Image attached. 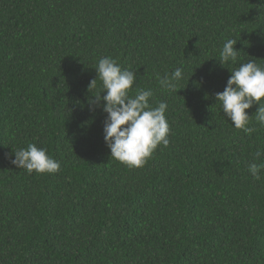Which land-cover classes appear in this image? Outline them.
I'll return each instance as SVG.
<instances>
[{
  "label": "trees",
  "instance_id": "1",
  "mask_svg": "<svg viewBox=\"0 0 264 264\" xmlns=\"http://www.w3.org/2000/svg\"><path fill=\"white\" fill-rule=\"evenodd\" d=\"M105 56L168 105L169 145L139 168L110 158L89 110ZM250 58L264 65V0H0V264H264L258 105L246 134L215 99ZM178 67L169 92L158 77ZM30 143L59 171L12 165Z\"/></svg>",
  "mask_w": 264,
  "mask_h": 264
},
{
  "label": "clouds",
  "instance_id": "2",
  "mask_svg": "<svg viewBox=\"0 0 264 264\" xmlns=\"http://www.w3.org/2000/svg\"><path fill=\"white\" fill-rule=\"evenodd\" d=\"M236 43L237 40L232 38L223 43L218 60L222 66L237 64L240 51L235 48ZM95 70L97 78L90 82L88 88L89 91L95 89L99 80L100 91L93 94L94 99L89 100V110L101 108L107 114L103 137L110 149V158L130 168L142 167L158 145H169L170 127L165 117L168 105L161 101L157 107H152L149 103L152 90L133 89L136 73L122 68L115 58H100ZM229 71L231 74L226 87L215 94V99L234 128L251 134L256 129L248 126L252 116L246 109L258 105L255 120L264 126V65L250 58ZM183 78L182 67L165 73L162 78L158 77L159 84L169 92L176 91ZM13 153L14 159L9 157L10 163L28 174L34 171L37 174H54L60 169V163L49 156L46 149L38 148L35 144L30 143ZM262 155L264 152L258 150L256 157ZM261 170H264V162L248 166V171L256 179H260Z\"/></svg>",
  "mask_w": 264,
  "mask_h": 264
}]
</instances>
